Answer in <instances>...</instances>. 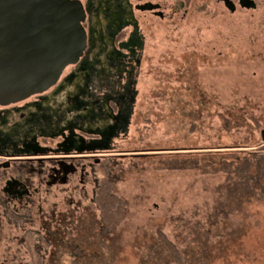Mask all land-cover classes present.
<instances>
[{"label": "rangeland", "instance_id": "obj_1", "mask_svg": "<svg viewBox=\"0 0 264 264\" xmlns=\"http://www.w3.org/2000/svg\"><path fill=\"white\" fill-rule=\"evenodd\" d=\"M124 1L140 40L137 61L123 66L125 80L132 75L127 123L101 160L86 161L83 182L77 172L40 189L35 227L52 241L44 264H264V193L227 198L237 179L222 166L264 140V0H234L233 11L222 0ZM145 2L162 15L135 8ZM108 161L126 214L103 237L94 195Z\"/></svg>", "mask_w": 264, "mask_h": 264}, {"label": "trees", "instance_id": "obj_2", "mask_svg": "<svg viewBox=\"0 0 264 264\" xmlns=\"http://www.w3.org/2000/svg\"><path fill=\"white\" fill-rule=\"evenodd\" d=\"M188 1L185 0V3ZM85 8L88 14L87 47L83 55L49 94L31 103L32 106L39 107L32 114L34 119H50L45 126L51 128L49 131H46L48 128L38 126L36 131L43 135H63V140L57 147L60 151L109 148L111 139L122 128L119 127L127 123L128 113L122 112L121 106L125 104L130 108L132 104V75L125 80L130 71L127 67L123 69V66L133 65L137 61L136 51L140 40L136 35L131 6L124 0H85ZM127 26H131V30L124 40H120V32ZM123 72L126 76L121 74ZM53 100L57 102L53 104ZM60 105L65 107L60 117L48 115L53 110L52 107ZM8 122L9 113L0 112V134H8L17 143L19 140L16 133L28 135L19 129L22 118L13 124ZM66 130L68 134L64 136ZM25 138L20 140L24 142V149L35 150L37 145L33 136ZM230 157L222 166L236 175L237 180L227 183L225 196L228 198L233 195V198H237V203L248 196L260 197L264 193V140L258 147L243 152L241 157ZM101 164L104 170L95 189L94 200L100 212L98 232L100 236L107 237L124 218L126 202L114 194L116 176L109 172L108 165L111 162ZM224 207L225 205H221L220 211L214 215H225ZM158 234L165 246L177 257L175 246L162 232L159 231ZM100 241L106 246L103 240ZM80 253L82 252L78 249L76 254Z\"/></svg>", "mask_w": 264, "mask_h": 264}, {"label": "flooded vegetation", "instance_id": "obj_3", "mask_svg": "<svg viewBox=\"0 0 264 264\" xmlns=\"http://www.w3.org/2000/svg\"><path fill=\"white\" fill-rule=\"evenodd\" d=\"M222 1L225 6L224 0ZM230 1L234 9V0ZM252 1L253 6L246 7L254 8L255 1ZM241 2L244 4L248 0H238V6L246 8L239 4ZM152 11L162 15L159 10L153 9ZM87 19L86 11L85 29ZM56 84L48 90L34 94L20 102L0 105L2 114L9 113L8 123L13 124L22 118L19 129L28 134L16 133L15 136L19 143L10 139L8 134H0V145H2L0 146V264H44L43 252L47 247L44 244L52 241L49 240L47 234L40 233L39 229L35 227L38 221L36 212L40 189L43 188L44 192H49V188L52 186L66 185L70 177L77 172H79L80 183L83 182L86 161L93 159L97 163L101 159L95 157L103 156L100 153L102 150L99 149L60 151L57 147L63 140V135L52 136L49 133L43 135L42 132L36 131L37 126L38 128H48L46 131H49L51 128L45 126L50 119H34L32 114L36 113L35 109L39 107H34L31 103L39 97L49 94ZM56 102L52 101L53 104ZM52 108L53 110L48 112V115L52 117H60L65 109L63 105ZM32 120L34 121L32 122ZM66 134H68L67 130L64 131V136ZM29 135L33 136L34 143L37 145L35 150L24 149V142L20 141L23 137L27 139ZM54 139H56L54 147L47 144Z\"/></svg>", "mask_w": 264, "mask_h": 264}, {"label": "water", "instance_id": "obj_4", "mask_svg": "<svg viewBox=\"0 0 264 264\" xmlns=\"http://www.w3.org/2000/svg\"><path fill=\"white\" fill-rule=\"evenodd\" d=\"M224 2L232 11V2ZM252 2L239 4L252 7ZM157 7L151 2L135 6ZM85 19L82 0H0V105L48 90L79 61L87 46Z\"/></svg>", "mask_w": 264, "mask_h": 264}]
</instances>
